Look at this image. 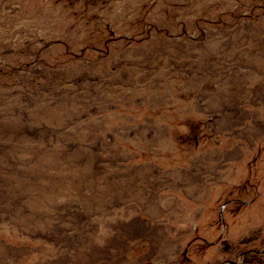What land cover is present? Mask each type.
<instances>
[{"label": "rangeland", "instance_id": "374dc122", "mask_svg": "<svg viewBox=\"0 0 264 264\" xmlns=\"http://www.w3.org/2000/svg\"><path fill=\"white\" fill-rule=\"evenodd\" d=\"M234 40L264 49V0H0V264H153L161 198L201 217L167 264H264V70Z\"/></svg>", "mask_w": 264, "mask_h": 264}, {"label": "crops", "instance_id": "0c3cea01", "mask_svg": "<svg viewBox=\"0 0 264 264\" xmlns=\"http://www.w3.org/2000/svg\"><path fill=\"white\" fill-rule=\"evenodd\" d=\"M169 203H171L170 199L161 198L155 209L152 211L149 207L145 214L152 219H163L156 226L153 233V243L156 248L154 254L148 252V250L141 254L145 261L152 262L153 264H167L175 261L191 244L192 241L189 240V244L187 245L188 236L194 234L201 219V217L197 218L196 216L189 218L187 217L188 211L183 205L180 207L170 206L169 208ZM207 209L209 207L204 208L202 212L207 211ZM194 219H199L197 226H194L193 221L192 225L189 226V222ZM144 246L145 248L149 247L147 242H145Z\"/></svg>", "mask_w": 264, "mask_h": 264}, {"label": "bare ground", "instance_id": "6f19581e", "mask_svg": "<svg viewBox=\"0 0 264 264\" xmlns=\"http://www.w3.org/2000/svg\"><path fill=\"white\" fill-rule=\"evenodd\" d=\"M218 43L219 41L217 44ZM216 47V43H211V45H208L209 52L215 50ZM227 54L234 57L235 59H238L239 61H244L247 64L254 65L260 70H264V49L262 48L251 49L245 46L243 42L241 43L238 42V40H234L231 42ZM245 56H247V58H245Z\"/></svg>", "mask_w": 264, "mask_h": 264}, {"label": "water", "instance_id": "95a60500", "mask_svg": "<svg viewBox=\"0 0 264 264\" xmlns=\"http://www.w3.org/2000/svg\"><path fill=\"white\" fill-rule=\"evenodd\" d=\"M226 264H241V263H238V262H231V263H226Z\"/></svg>", "mask_w": 264, "mask_h": 264}]
</instances>
